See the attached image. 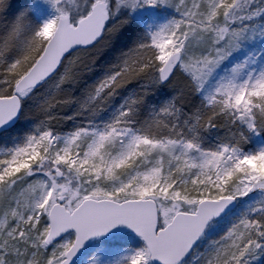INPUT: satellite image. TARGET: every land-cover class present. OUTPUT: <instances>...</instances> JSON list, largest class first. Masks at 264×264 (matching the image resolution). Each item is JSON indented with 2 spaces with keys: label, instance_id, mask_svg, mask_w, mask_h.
Returning a JSON list of instances; mask_svg holds the SVG:
<instances>
[{
  "label": "snow or ice",
  "instance_id": "obj_1",
  "mask_svg": "<svg viewBox=\"0 0 264 264\" xmlns=\"http://www.w3.org/2000/svg\"><path fill=\"white\" fill-rule=\"evenodd\" d=\"M0 264H264V0H0Z\"/></svg>",
  "mask_w": 264,
  "mask_h": 264
}]
</instances>
